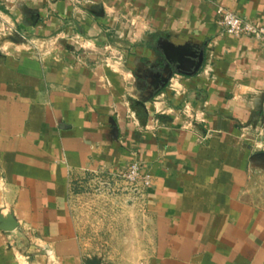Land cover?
<instances>
[{"label": "crops", "instance_id": "1", "mask_svg": "<svg viewBox=\"0 0 264 264\" xmlns=\"http://www.w3.org/2000/svg\"><path fill=\"white\" fill-rule=\"evenodd\" d=\"M219 5L264 24V0H0V264H88L73 179L132 161L154 185L123 259L264 264V52Z\"/></svg>", "mask_w": 264, "mask_h": 264}, {"label": "rangeland", "instance_id": "2", "mask_svg": "<svg viewBox=\"0 0 264 264\" xmlns=\"http://www.w3.org/2000/svg\"><path fill=\"white\" fill-rule=\"evenodd\" d=\"M72 186L88 264H130L131 259L122 258V249L131 245L123 242V236L129 240L133 237L137 227L132 226V211L143 212L146 198L135 199L134 186L129 181L101 172L79 174Z\"/></svg>", "mask_w": 264, "mask_h": 264}, {"label": "built area", "instance_id": "3", "mask_svg": "<svg viewBox=\"0 0 264 264\" xmlns=\"http://www.w3.org/2000/svg\"><path fill=\"white\" fill-rule=\"evenodd\" d=\"M216 21L225 34L254 39L261 51L264 52V24L246 18L236 11L219 5L216 11ZM98 173V172H96ZM113 179L124 178L134 186L135 199L145 200L148 190L154 185L153 179L144 171L143 164L133 161L128 168L119 171L101 172Z\"/></svg>", "mask_w": 264, "mask_h": 264}, {"label": "water", "instance_id": "4", "mask_svg": "<svg viewBox=\"0 0 264 264\" xmlns=\"http://www.w3.org/2000/svg\"><path fill=\"white\" fill-rule=\"evenodd\" d=\"M17 36L21 38L19 34ZM203 61H204V56H201L196 70L192 72L191 74L196 73L200 69V67L203 64ZM18 227H19V223L13 214L9 213L7 215H4L0 211V229L9 232V231L16 230Z\"/></svg>", "mask_w": 264, "mask_h": 264}]
</instances>
